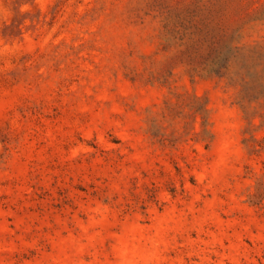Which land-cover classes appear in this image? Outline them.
Wrapping results in <instances>:
<instances>
[{
  "label": "rangeland",
  "instance_id": "1",
  "mask_svg": "<svg viewBox=\"0 0 264 264\" xmlns=\"http://www.w3.org/2000/svg\"><path fill=\"white\" fill-rule=\"evenodd\" d=\"M0 264H264V0H0Z\"/></svg>",
  "mask_w": 264,
  "mask_h": 264
},
{
  "label": "trees",
  "instance_id": "2",
  "mask_svg": "<svg viewBox=\"0 0 264 264\" xmlns=\"http://www.w3.org/2000/svg\"><path fill=\"white\" fill-rule=\"evenodd\" d=\"M212 11H210V14H213V13H211Z\"/></svg>",
  "mask_w": 264,
  "mask_h": 264
}]
</instances>
